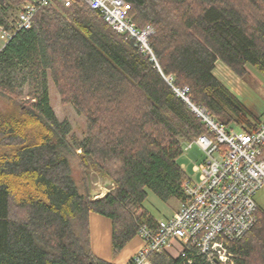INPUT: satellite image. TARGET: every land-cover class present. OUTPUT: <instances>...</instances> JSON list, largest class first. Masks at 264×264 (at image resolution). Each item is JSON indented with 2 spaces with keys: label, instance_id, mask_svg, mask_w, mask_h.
<instances>
[{
  "label": "trees",
  "instance_id": "trees-1",
  "mask_svg": "<svg viewBox=\"0 0 264 264\" xmlns=\"http://www.w3.org/2000/svg\"><path fill=\"white\" fill-rule=\"evenodd\" d=\"M27 1L0 0V25L10 29L11 14ZM73 1L38 12L0 52V97L13 107L0 111V264H113L93 253L92 213L112 221L114 257L141 227L156 230L158 220L144 207L148 192L181 200L190 178L179 162L184 147L211 135L175 89L189 88L191 103L229 130L252 133L263 121L215 71L221 62L242 79L252 69L264 77V0H124L137 28L153 27L155 60L99 11ZM49 79L61 102L86 117L83 141L70 139L71 123L57 118ZM90 171L115 188L94 199ZM228 248L234 264H264L263 210ZM151 260L209 264L193 250Z\"/></svg>",
  "mask_w": 264,
  "mask_h": 264
},
{
  "label": "built area",
  "instance_id": "built-area-1",
  "mask_svg": "<svg viewBox=\"0 0 264 264\" xmlns=\"http://www.w3.org/2000/svg\"><path fill=\"white\" fill-rule=\"evenodd\" d=\"M82 1L99 11L114 31L135 40L155 60L150 46L153 27L137 28L128 17L129 8L124 0ZM55 2L66 8L74 4L73 0H31L10 29L0 25V52L16 32L30 29L35 15ZM175 91L211 132L184 147L189 151L197 146L204 153L205 162L195 165V179L184 183L173 217L159 222L156 230L140 228L138 233L145 246L128 264H153V255L167 253L174 245L179 247L181 257L193 250L209 264H234L228 243L241 240L258 221L259 206L254 196L264 186V119L252 133L229 130L204 108L191 103L187 96L189 88Z\"/></svg>",
  "mask_w": 264,
  "mask_h": 264
},
{
  "label": "rangeland",
  "instance_id": "rangeland-1",
  "mask_svg": "<svg viewBox=\"0 0 264 264\" xmlns=\"http://www.w3.org/2000/svg\"><path fill=\"white\" fill-rule=\"evenodd\" d=\"M23 5L19 9L13 11L10 20H13L18 16V13ZM1 46H3V43L0 41V48ZM217 73L232 81V85L234 86V88L237 89L240 94H242V96L244 95L243 97L246 105L244 101L243 103L254 116L264 119V77L262 75L252 69L251 76H247L245 79H242L238 77L233 71H231L227 66L222 64L217 68ZM49 93L51 106L59 121L68 120L71 123L72 133L70 135V139L71 137H73L78 141H83L87 137L86 117L78 114L76 109L72 105L63 104L61 102V97L51 79H49ZM27 94L28 87L25 88V96L23 98L24 100L28 98ZM0 111L13 112V107L9 105V102L6 98L0 97ZM233 131H240V127L234 126ZM77 152L80 153V150H77ZM179 162L181 163V165H184V170L187 175L190 178L195 179L196 174L194 172V167L195 165H200L205 162V156L197 146H194L189 151H186L184 149L183 155L180 157ZM72 166L74 179L76 180L78 185H80V187L84 189L83 173L82 169L79 166V161L77 160V158L72 159ZM105 178L106 177L100 176L95 171H90V185L94 199L102 198L106 195V192L109 193L115 188V185L106 186L108 181ZM254 199L258 204L260 210L264 211V186H262L257 191ZM178 205V199L173 198L168 202H164L150 191L148 192V198L144 203L145 209L148 210L158 221H162L171 217L175 209H177ZM171 252L173 253V255L177 256L179 247L174 245ZM127 253L128 250L126 249L122 252V256L125 257Z\"/></svg>",
  "mask_w": 264,
  "mask_h": 264
},
{
  "label": "crops",
  "instance_id": "crops-1",
  "mask_svg": "<svg viewBox=\"0 0 264 264\" xmlns=\"http://www.w3.org/2000/svg\"><path fill=\"white\" fill-rule=\"evenodd\" d=\"M221 63V62H219ZM217 64V68L219 65H224L223 63ZM217 68L215 71L216 77L236 96L240 99V101H244V95L240 94V92L234 88L232 85V81L226 79L224 76H221L217 73ZM246 105V103H245ZM183 169L184 165H181ZM185 171V170H184ZM180 205V200H179ZM179 205L177 209H175L173 215L177 212ZM173 215L171 217H173ZM169 217V218H171ZM167 218V219H169ZM159 222V221H158ZM112 221L108 218H105L103 216L97 215L92 213L90 215V230H91V246L93 253L100 259L111 262L113 264H128L129 261L141 250L144 248L145 243L142 237L137 236L135 239H133L128 246L123 250H128V253L125 257L122 256V252L114 257L113 256V249H112ZM173 248L168 250V253L172 255L173 257H178L173 255L171 252Z\"/></svg>",
  "mask_w": 264,
  "mask_h": 264
},
{
  "label": "water",
  "instance_id": "water-1",
  "mask_svg": "<svg viewBox=\"0 0 264 264\" xmlns=\"http://www.w3.org/2000/svg\"><path fill=\"white\" fill-rule=\"evenodd\" d=\"M105 179L108 181V183L106 184V186L115 185V181L114 180H111L108 177H106Z\"/></svg>",
  "mask_w": 264,
  "mask_h": 264
},
{
  "label": "bare ground",
  "instance_id": "bare-ground-1",
  "mask_svg": "<svg viewBox=\"0 0 264 264\" xmlns=\"http://www.w3.org/2000/svg\"><path fill=\"white\" fill-rule=\"evenodd\" d=\"M30 1H31V0H30ZM27 2H29V1H27ZM27 2H26V3H27ZM26 3H25V4H26ZM25 4L23 5V7L21 8V10L19 11L18 15L23 11V9H24V7H25ZM106 194H107V192H106ZM101 197H102V196H101ZM98 198H99V197H98ZM165 220H167V219H165ZM162 221H164V220H162ZM159 222H161V221H159ZM159 222H158V223H159Z\"/></svg>",
  "mask_w": 264,
  "mask_h": 264
}]
</instances>
